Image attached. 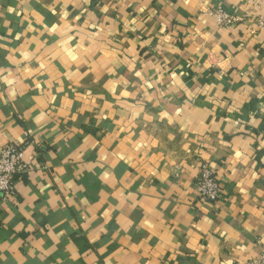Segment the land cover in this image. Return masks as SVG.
<instances>
[{
    "label": "crops",
    "instance_id": "crops-1",
    "mask_svg": "<svg viewBox=\"0 0 264 264\" xmlns=\"http://www.w3.org/2000/svg\"><path fill=\"white\" fill-rule=\"evenodd\" d=\"M256 4L259 6L255 8ZM264 0H0V264H245L264 244ZM216 202L195 191L198 166Z\"/></svg>",
    "mask_w": 264,
    "mask_h": 264
},
{
    "label": "built area",
    "instance_id": "built-area-1",
    "mask_svg": "<svg viewBox=\"0 0 264 264\" xmlns=\"http://www.w3.org/2000/svg\"><path fill=\"white\" fill-rule=\"evenodd\" d=\"M256 9L259 6L256 4ZM218 26L230 27L236 23L247 24L251 27L250 34L264 33V14L247 17H230L217 10L214 12ZM33 145V144H32ZM31 144H5L0 147V200L10 199L15 190L16 180H21L30 171L31 158L37 157L34 145ZM195 191L198 198L204 202H216L221 196V186L218 179L205 164L198 166L195 177ZM245 264H264V244L259 255Z\"/></svg>",
    "mask_w": 264,
    "mask_h": 264
}]
</instances>
